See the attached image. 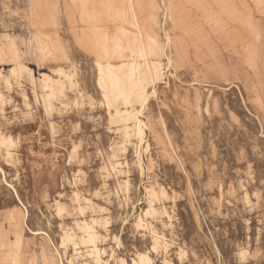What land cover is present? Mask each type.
Wrapping results in <instances>:
<instances>
[{
    "label": "rangeland",
    "instance_id": "1",
    "mask_svg": "<svg viewBox=\"0 0 264 264\" xmlns=\"http://www.w3.org/2000/svg\"><path fill=\"white\" fill-rule=\"evenodd\" d=\"M63 3L44 14L52 41L41 47L29 0H0V140H10L0 143V264H134L139 253L155 264H264V0H167L163 27H142L164 49L153 56L163 77L135 104L142 137L109 110L91 22L71 0V23ZM120 6L135 30L131 4ZM6 41L31 74L11 73ZM128 47L112 62L139 59ZM60 66L66 95L47 98L41 74ZM85 220L101 262L81 240Z\"/></svg>",
    "mask_w": 264,
    "mask_h": 264
},
{
    "label": "bare ground",
    "instance_id": "2",
    "mask_svg": "<svg viewBox=\"0 0 264 264\" xmlns=\"http://www.w3.org/2000/svg\"><path fill=\"white\" fill-rule=\"evenodd\" d=\"M72 1L74 3H80V8L83 9L81 12L83 19L91 22L89 23L90 25L88 27V37L91 44L98 52V81L109 110L114 109V116L120 118L121 121H126V123L123 124H125L127 134H129V131L132 129L136 132L137 135L142 137L144 134L143 132H145V129L143 128L144 122L139 116L140 110L142 108L140 110H137L135 108V104H141L142 107L146 106L149 101L150 87H155L156 83L161 80V77H163V62L160 59H153V56L158 55L162 50L164 52L161 44L157 41L158 37H156V35L154 34H146L143 31L136 11H133L135 0H128L131 4L132 11L131 23L132 26L135 27V30L127 28L125 23L123 22V11L118 0H110L107 2H99L96 0ZM110 20H113L117 24L115 31H111L109 28L101 24V21L107 22ZM33 35L36 36V41L40 42L41 47L47 46V44L52 41L51 38L47 35L40 36L39 33H34ZM129 35L133 36V42L124 44V41L129 40ZM3 45L6 51L12 54V57L9 58V61L17 63L15 67L11 68V73L20 74L22 71L28 70V66L26 67L19 61L20 56L14 45L11 42L7 41ZM126 46H129L128 48L130 50H132L134 53H137L139 59H141L142 61H140L139 59H132L121 60L119 63L112 62L113 58L123 59L128 57V55H126V52L124 51ZM3 52L4 51L0 49V62L2 61V57L4 55ZM165 56L169 61V57L167 55ZM28 71L30 74L32 73L31 70ZM51 71L57 74V77H54L52 74L42 72L43 74L41 75L43 76L40 77L41 88L48 91L47 98H58L65 96L66 84L63 80V77L65 76L66 78H71V76L67 75L65 69L62 66L54 67ZM0 97L3 98L1 93ZM119 102H122L125 105V109H121L119 107ZM128 121L133 122V125H130V122ZM9 138L11 139L12 137ZM0 143L7 146L10 144V140H8L7 137L5 138L4 136H2ZM120 164L121 163H118L117 166H120ZM0 170L3 172L1 167ZM106 220L108 219L106 218ZM91 221L92 223L98 222L95 218H93V220ZM138 223L140 224L139 221ZM77 225L79 226V228H81V230L83 229L82 231H85V234L87 235L86 237L81 238V240L86 244L89 243L91 245L92 249L90 248V252L95 255L97 262H101V255L103 253V250L97 243V239L100 235L94 229L93 225H91V223L87 222L86 220L77 223ZM73 237H75L74 234L67 233L66 237L64 238L73 240ZM154 240V248L156 249L157 245L159 244V237L155 238ZM64 244H66V242H64ZM133 262L134 264H155L149 253H139L138 261L134 260Z\"/></svg>",
    "mask_w": 264,
    "mask_h": 264
},
{
    "label": "crops",
    "instance_id": "3",
    "mask_svg": "<svg viewBox=\"0 0 264 264\" xmlns=\"http://www.w3.org/2000/svg\"><path fill=\"white\" fill-rule=\"evenodd\" d=\"M99 2H107L110 0H96ZM116 1V0H113ZM119 4L121 5L122 0H118ZM165 3H167V0H135L133 11L135 10L138 16V19L140 21V24L142 27H151V25H156V27H163V11L165 8ZM29 16H30V23L32 27H34L33 34L39 33L41 36H49L48 33H44L41 30V21L44 23H47L46 19L43 16L44 14H47L48 12H52L54 16L58 15L57 8L54 6L55 0H29ZM76 5H79L80 9V3H76ZM131 8V7H130ZM72 3L71 0H64L63 3V11L65 12L66 16L69 18V21L73 23V16H72ZM130 12L132 14V11L130 9ZM131 19V15L130 18ZM103 26H113L115 25L113 22H102ZM73 25V24H71ZM72 27V26H71Z\"/></svg>",
    "mask_w": 264,
    "mask_h": 264
}]
</instances>
